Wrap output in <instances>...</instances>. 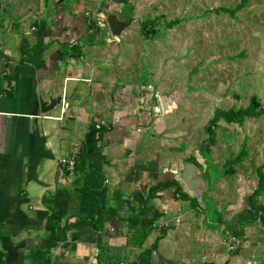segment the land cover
I'll use <instances>...</instances> for the list:
<instances>
[{"label": "crops", "instance_id": "1", "mask_svg": "<svg viewBox=\"0 0 264 264\" xmlns=\"http://www.w3.org/2000/svg\"><path fill=\"white\" fill-rule=\"evenodd\" d=\"M84 2L0 0V264H207L201 247L210 264L243 260L244 245L223 258L208 228L176 227L190 202L151 194L184 166L156 149L174 109L155 112L157 97L170 89L127 72L129 26L112 38L109 13ZM73 153L69 174L59 159ZM145 203L157 218L142 239L128 220Z\"/></svg>", "mask_w": 264, "mask_h": 264}, {"label": "rangeland", "instance_id": "2", "mask_svg": "<svg viewBox=\"0 0 264 264\" xmlns=\"http://www.w3.org/2000/svg\"><path fill=\"white\" fill-rule=\"evenodd\" d=\"M84 1L85 7L100 5V10L108 13L132 16L128 35L120 39L126 49L123 55L129 59L127 72L140 73L142 85L149 79L154 87L165 82L170 89L166 92L175 97L172 126L156 129V149L169 151L164 155L169 160L182 157V163L193 157L208 184L200 199L190 191L189 198L181 199L190 202L191 208L176 227L182 230L191 219L195 230L208 228L215 233V253L229 254H221L223 258L233 254L229 248L234 242L244 245L240 255L247 251V256L228 264H264V227L256 217L264 211V192L252 212H248L247 200L256 187V168L264 157V113L242 123L221 118L209 126L216 108L238 109L254 98L258 110H264V0H247L233 15L219 9H232L241 0ZM127 39L132 44L127 45ZM127 81L130 83V78ZM155 112L163 111L157 107ZM242 146L247 153L232 166L233 173H225L226 159L234 157ZM182 169L181 165L174 173L186 190L180 178ZM173 217L167 219L172 222ZM225 220L230 230L219 228L218 223ZM200 249L199 254L206 253L210 264L212 253ZM178 258L174 255V264H186Z\"/></svg>", "mask_w": 264, "mask_h": 264}, {"label": "trees", "instance_id": "3", "mask_svg": "<svg viewBox=\"0 0 264 264\" xmlns=\"http://www.w3.org/2000/svg\"><path fill=\"white\" fill-rule=\"evenodd\" d=\"M247 0H241L234 8L228 9V8H220L219 10L230 12L232 15L239 9H241ZM259 103L256 99L252 98L249 102V104L245 107H239L238 109L229 108L227 110L224 109H218L216 108L213 113V117L209 121V126L214 125L219 119L223 118L226 122H237L242 123V121L245 118L250 117H259L264 113V110H258ZM245 147L242 146L241 150L234 156L226 159L225 161V173H233L232 166L240 161L244 155L246 154ZM202 157V156H201ZM206 158V157H205ZM193 157H190L187 161H191L195 163L198 167V162H195L192 160ZM204 160V159H203ZM201 164H203L201 162ZM228 167V170H227ZM200 168V167H199ZM256 174L258 177L257 184L255 189L251 192V194L248 196L247 200L249 203V210L248 212H252L256 206L255 202H257V198L264 192V157L263 162L260 166L256 168ZM162 188L165 190L166 194L165 196H168V194H171L172 200L178 201V199H187L189 198L188 194H185L182 192L181 186L179 185L178 180L175 178V176L172 173H168L165 178L161 177V179L150 188V192L152 195H154L157 191V189ZM148 202V200H147ZM192 203L194 206H198L196 203L195 198L192 199ZM151 207L145 203L143 207H141L136 214V216L128 220L129 227L133 226H141L142 230H140V235L142 234V239H144L148 232L152 229V224L157 218L156 216H151ZM257 219L259 220L260 224L264 227V211L260 214H258Z\"/></svg>", "mask_w": 264, "mask_h": 264}, {"label": "water", "instance_id": "4", "mask_svg": "<svg viewBox=\"0 0 264 264\" xmlns=\"http://www.w3.org/2000/svg\"><path fill=\"white\" fill-rule=\"evenodd\" d=\"M132 21V16L124 15L120 16L117 13H109L106 16V24L110 30L111 36L118 39L122 32L128 28ZM158 103L160 110L163 112H169L174 108L175 97L172 94H164L158 96ZM180 178L187 186V188L193 193L194 197L201 198L202 194L208 189V184L204 179V172L193 162L189 161L184 163L183 169L180 172ZM203 202H201V207ZM96 261V260H95Z\"/></svg>", "mask_w": 264, "mask_h": 264}, {"label": "built area", "instance_id": "5", "mask_svg": "<svg viewBox=\"0 0 264 264\" xmlns=\"http://www.w3.org/2000/svg\"><path fill=\"white\" fill-rule=\"evenodd\" d=\"M100 126L97 125V128H99ZM59 163L62 166V168H64L69 174H73L74 169H75V164H76V154L73 153L69 156H65L59 159ZM165 226L168 225L164 224ZM159 227H161V225H159Z\"/></svg>", "mask_w": 264, "mask_h": 264}]
</instances>
